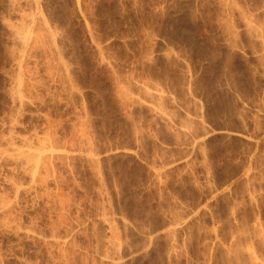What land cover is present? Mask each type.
Instances as JSON below:
<instances>
[{"label":"rangeland","instance_id":"obj_1","mask_svg":"<svg viewBox=\"0 0 264 264\" xmlns=\"http://www.w3.org/2000/svg\"><path fill=\"white\" fill-rule=\"evenodd\" d=\"M0 264H264V0H0Z\"/></svg>","mask_w":264,"mask_h":264}]
</instances>
